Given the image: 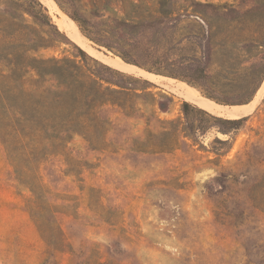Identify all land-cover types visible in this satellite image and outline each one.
Masks as SVG:
<instances>
[{"label":"rangeland","instance_id":"1","mask_svg":"<svg viewBox=\"0 0 264 264\" xmlns=\"http://www.w3.org/2000/svg\"><path fill=\"white\" fill-rule=\"evenodd\" d=\"M52 1L57 9L42 3L72 45L63 43L56 52L43 54L63 56L65 51L71 56L76 45L118 71L109 75L149 81L153 86L112 77L140 94L147 87L146 93L155 95V115L162 120L183 117L184 101L203 109L183 92V84L229 107L251 103L264 85L263 80L251 101L239 103L233 98L239 91L212 81L200 82L199 88L169 75L150 72L154 77H146L118 70L109 60L121 56L106 47L124 49L129 59L186 79L195 76L197 66L212 76L243 77L228 65H264V0H60L68 14ZM69 14L79 17L86 33L101 43L85 35ZM70 22L83 36L82 43ZM110 28L119 35H106ZM246 46L252 52L241 51L235 59L233 47ZM260 98L243 124L212 123L171 153L144 150L148 132L159 131L155 121L150 128L144 119L130 120L119 112L112 114L105 149H92L75 137L64 156L51 157L40 168L48 202L65 236L54 245L30 213L32 193L18 186L0 140V264H264V213L257 212L254 222L239 228L216 216L218 205L263 200L246 192L238 195L239 189L216 199L213 193L221 187L208 183L222 168L237 171L249 155L264 160V89ZM143 101L137 100L145 115H152ZM216 138L228 144H215ZM241 175L233 179L242 181Z\"/></svg>","mask_w":264,"mask_h":264},{"label":"trees","instance_id":"2","mask_svg":"<svg viewBox=\"0 0 264 264\" xmlns=\"http://www.w3.org/2000/svg\"><path fill=\"white\" fill-rule=\"evenodd\" d=\"M54 1L67 13L60 0ZM256 2L259 3V0ZM69 16L92 39L86 33L81 19L76 15ZM104 32L106 35H119V31L112 28ZM92 40L101 43L100 40ZM63 43L72 45L66 34L54 23L41 0H0V140L14 168L18 186L32 193L29 211L50 245L65 236L55 218L57 211L48 202L50 193L40 176V168L49 158L64 156L68 144L75 137L83 138L92 149H105L106 136L114 123L112 114L119 112L130 120L144 119L150 128L155 121L159 131L148 132L144 150L171 153L179 148L181 142L185 143L184 139L205 133L207 126L212 123L238 126L247 119H225L184 101L183 117L162 120L155 115L157 102L154 94L146 93L147 87L141 88L143 92L140 94L138 88L127 87L112 77L120 76L146 85L152 83L135 76L109 75L118 71L76 45H73L71 56L65 55V51L63 56L54 54L46 57L43 54L49 50L56 52ZM106 47L116 50L124 61L149 72L181 78L199 88L200 82L212 81L223 89L239 91L233 97L239 103L251 101L264 80V65L257 63L244 66L241 62L231 61L228 67L236 75H245L243 77L223 78L221 73L212 76L205 67L197 66L195 76L186 79L181 74L165 72L161 67H147L129 59L124 49H116L112 45ZM251 50L247 46L233 47V51H236L234 55L237 56L235 59L239 58L241 51L251 53ZM208 96L219 103H228ZM149 97L151 101L147 100ZM138 99L144 100L142 105L145 108L153 109L154 120L152 115H145ZM159 109L168 111L161 105ZM214 143L227 145L228 141L216 138ZM263 162V159L249 155L237 171L236 167L231 170L222 168L208 182L221 187L213 193L216 199L239 189L238 195L246 192L249 198L263 200L251 205H218L216 216L225 222L223 224L243 227L254 222L257 212L264 213V170L260 169ZM238 173L242 174V181L233 179ZM230 197L233 198L232 195Z\"/></svg>","mask_w":264,"mask_h":264},{"label":"bare ground","instance_id":"3","mask_svg":"<svg viewBox=\"0 0 264 264\" xmlns=\"http://www.w3.org/2000/svg\"><path fill=\"white\" fill-rule=\"evenodd\" d=\"M41 1L44 4H47L51 9H57L55 3L52 0H41ZM70 24L73 26L74 31H75L74 37L77 39L78 42L82 43L83 36L79 33L80 31H78L76 29V27L73 23L70 22ZM109 64H111L113 67H115L116 69L121 70L123 72H127V73L128 72L129 73H136L137 72V73H140L141 75H144L146 77H154V75L149 74L143 70H140L139 68H137L134 65H131V64L124 62L119 57L110 58ZM263 89H264V85L259 90L258 94L256 95V97L254 98V100L251 103L246 104V105L231 106V107L216 104V102H213L210 99L205 98L204 96H202L200 94V92L198 90H196L195 88L188 86L186 84H183L182 90L188 97L193 99L194 102H196L200 107H202L206 111L221 115L222 117L224 116V117L229 118V119H239L241 117L249 116L253 112V110L255 109L259 100L261 99L260 97H261Z\"/></svg>","mask_w":264,"mask_h":264},{"label":"water","instance_id":"4","mask_svg":"<svg viewBox=\"0 0 264 264\" xmlns=\"http://www.w3.org/2000/svg\"><path fill=\"white\" fill-rule=\"evenodd\" d=\"M147 72V71H146ZM148 73H150V72H148ZM155 75H157V76H160L159 74H155ZM246 117V116H245ZM241 118H244V117H241ZM240 119V118H239Z\"/></svg>","mask_w":264,"mask_h":264}]
</instances>
